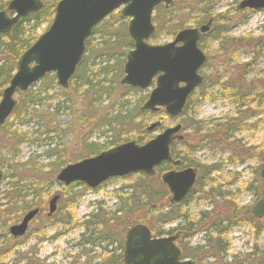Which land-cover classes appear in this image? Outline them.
<instances>
[{
	"label": "trees",
	"instance_id": "16d2710c",
	"mask_svg": "<svg viewBox=\"0 0 264 264\" xmlns=\"http://www.w3.org/2000/svg\"><path fill=\"white\" fill-rule=\"evenodd\" d=\"M9 1L10 0H0V10L7 8ZM42 1H44L42 9L36 13H31L22 17L10 33L0 34V98L2 90L10 82L16 70L19 57L37 40V30L45 23H48V28L53 21L56 6L60 0ZM217 1L218 0H176L174 5L167 8L164 5H159L156 7L153 14L156 32L152 38L156 39L163 33L174 36L179 30L188 27V21L193 18L194 14L198 15L196 25L206 23L210 19H213V24L219 20L227 23L230 21H237L239 23L247 21L251 10H242L237 7L224 14L213 15L211 6ZM239 1L240 0H237L236 2L239 3ZM230 13H232V15H230ZM229 15L230 17H227ZM127 26L128 18L122 16L120 12L118 14H110L96 25L92 35L86 40L85 54L68 88L63 89L58 85L55 74H47L39 81L38 85L35 87L36 89L32 86L25 92L18 91V104L13 112L15 116L18 118L21 114H23V116L29 115L30 118H36L42 121L41 127L44 125V130L41 131L40 134L50 138L51 135L58 130L57 127H50V125H54L57 120L59 121V117L62 114H70L72 120L79 119L80 116L82 120L87 119L83 120L87 122L88 116L93 117L94 110L97 111L100 109L97 103L105 97L108 99L111 98L113 94H116L125 98L131 92H141L142 90L137 87L123 85L120 82L124 75L125 60L123 59H126V54L134 47V41L127 31ZM221 28L222 29H219L217 32H215L214 29L213 33V37L219 40L216 52L220 51V60L214 62L212 55L209 56L208 54V60L205 66L208 68L211 64L213 71L210 75H205L204 83L190 96L180 117L182 118L183 130L191 127L192 135L199 143V147H209L210 145L224 143L229 144L228 146L233 149L241 147V150H239L235 156L242 160L244 156L248 154L252 155L253 152L249 149L243 150L244 146L236 139V141L231 143L228 141L235 137L236 133L240 131L258 128L259 123L256 117L264 112V68L255 75H252L257 62L261 58H264V35L252 36L247 34L235 36L228 33L229 27L226 25H223ZM212 31L213 27L211 29V32ZM97 34L101 36V41L98 44L95 43V35ZM200 47L203 48L202 44ZM244 47L249 48L253 54L247 61L240 62L237 52ZM232 63H234L233 67L228 68V70L218 71V68L229 66ZM96 66H98L99 69L94 71ZM226 73L228 74L227 77L224 76ZM101 76L103 78L99 79ZM216 87L221 90L223 96L227 95L230 102L233 103L235 114L226 117L221 123H216L206 128L205 122L202 119L196 120L189 113L199 100L207 96L206 92L208 89L212 90ZM54 88L59 91V95H55L58 99H54V95H47L48 93L43 95ZM194 94L198 97L193 98ZM48 98L54 100V105L51 104L50 107L51 110L49 108L41 114L37 113L35 108L38 106V103L41 105V103ZM141 98V101H139L135 107L128 106L129 102H123V107L125 108H123V114L120 113L116 117L109 118L108 123L105 118L102 119V121L113 125L112 121L115 120V122L121 126H129L133 118H138L140 115L139 125L137 126V131H139L140 134H138L135 139L140 143L151 139L154 135L145 130L147 125L145 116L146 114L148 116H154L158 113L150 114L152 112L142 110V102L147 97ZM212 99L215 98L213 97ZM159 112L162 114V120L167 119V114L164 109H161ZM254 118L256 120L250 122V120ZM6 125L7 124L1 126L0 131L4 132L5 138L11 144V146L7 145L11 147L9 150L10 156H12L11 158H17L16 156L19 154L18 145L27 140L26 133L12 130L10 124ZM79 126L82 125L79 124ZM189 137L190 134H186L185 139L181 141L180 145L183 148L187 146ZM112 144L116 145L117 141L112 142ZM13 146H17V149L16 147L12 148ZM84 148L87 155L98 154L102 151L100 145L95 141L85 142ZM188 148L190 151L195 149L191 147L189 143ZM60 152L61 150L57 147L49 148L46 152L48 157H59V159L57 157V160L52 163L54 165L50 168L54 175L52 177L53 180L56 179L57 171L66 165L63 163L64 161L62 163L60 161ZM63 154L68 156L66 151ZM81 154L82 153H80V155ZM172 154L174 158H180L183 162H186L187 165H193L198 168L199 178L192 193H199L204 166L189 159L176 144L172 147ZM83 156L74 157V161ZM252 156L263 161L264 148L261 151L255 152V155L253 154ZM11 167L13 169V173L10 175L12 179L10 183L11 189L6 193L5 197L7 206L9 207L3 214L16 213L18 211L25 213L30 208L39 207L40 213L33 222H38L35 232L42 233L40 239L46 236L44 233L45 229L56 226L57 224H61L64 230L66 228H82L78 244L82 253L81 256L84 255L87 258L82 262L75 258L74 262L70 264H123L124 237L130 226L136 223H150L151 217L149 214L156 212H158L157 218L163 224H169L174 219L175 214L173 213V209L176 206L174 207L170 203L167 205L163 204L165 201H168L164 200V198L169 193L166 186L162 183L160 175L162 171L169 167L167 163L161 164L156 169L157 173L153 176L139 173L138 177L134 178V182L128 186L132 191L123 199V205L121 207L109 213L99 208L97 212L91 211L83 221L75 220V210L77 209L79 198L89 189L86 185L77 182V186H82L81 190L78 192L75 191L65 198L61 195L58 211L52 216L45 215L41 217V213L47 209L44 188L48 186L50 182L46 180L44 182L43 180L46 178L44 175H46L47 172L44 171V167L39 165L38 161L34 158H29ZM216 167L218 166L216 165ZM215 171H217V168H208L209 176ZM257 172L259 184L249 182L245 184V187L251 190L254 186L256 195L264 197V182L261 178L260 170ZM26 177L34 178L27 181ZM154 182L158 186L154 185L155 187H153L152 185ZM29 190L30 192L32 191V197L28 200ZM191 197V194H189L186 201L188 202ZM18 203L20 204L19 206H17ZM146 206H150V211L148 210L149 214L143 212ZM165 207L166 210L162 211ZM242 209L238 208L237 205L229 206V213L227 214L229 216H226V221H228V223L224 225L222 231L220 230L217 234L215 239L217 246L214 243V246L206 251V253L208 252L207 254H204L205 251L200 244L192 248L189 246L187 247L188 249L183 248V257H190L196 261L199 254L202 253V256L206 255V258H218L219 256H221V258H226L231 250L226 238L229 227L250 224L256 227V232L262 229L257 219L252 216L250 208L244 207ZM175 217L178 216L175 215ZM195 225L196 224L193 223H185L180 227L185 230V233H189L191 237V232L195 231ZM196 227H198V230L200 229L198 225H196ZM61 234H63L62 231H56L52 238H57ZM26 236L21 238L8 236L6 241L0 244V264H2L1 256L11 251L14 252L16 258L20 259L19 264H40L38 259L35 260V258L27 257L24 253L16 249L23 243ZM117 242L118 245L114 246ZM94 249L96 251L101 250L102 252L99 255L91 256V253L96 252ZM96 258H100V261H96ZM198 264L202 263L198 262ZM211 264L214 263L212 262Z\"/></svg>",
	"mask_w": 264,
	"mask_h": 264
},
{
	"label": "rangeland",
	"instance_id": "374dc122",
	"mask_svg": "<svg viewBox=\"0 0 264 264\" xmlns=\"http://www.w3.org/2000/svg\"><path fill=\"white\" fill-rule=\"evenodd\" d=\"M236 1L237 0H218L215 4H212L211 12L215 16L218 14H224L237 7L238 2ZM114 13L118 14L119 12L116 11ZM230 15H232V13H230ZM230 15L227 17H230ZM197 19L198 15L194 14L193 18L188 21V27H196ZM213 25V31L204 36L199 43L203 46L202 50L209 54V56L212 55L214 62H218L220 60L221 53L220 51L216 52L219 40L213 37L214 29L215 32H217L219 29H222L221 27L223 25H226L229 27L228 33L231 35H264V9L251 11L247 21L244 23H239L237 21H230L227 23L219 20L214 22ZM47 26L48 23L43 24L37 30L36 36L39 37L42 33H44L47 30ZM173 39V35L163 33L156 39L151 37L148 42L153 45H162L173 41ZM100 41L101 36L99 34L95 35V43L98 44ZM252 54L253 52L249 48H241L237 52V55L239 56L238 60L240 62H245L252 56ZM123 60L126 62L125 58ZM233 65L234 63L229 66H222L218 68V71H226L228 68L233 67ZM263 68L264 58H261L254 67L252 75H255ZM98 69L99 67L96 66L94 71H97ZM212 71L213 68L210 64L208 68L204 67L203 73H205V75H210ZM227 75L228 74L226 73L224 76L227 77ZM102 78L103 77L101 76L99 79ZM38 83L39 82L33 85L34 89H36L35 87ZM151 89L152 86L142 90L141 92H131L125 98L116 94H113L111 98L108 99L105 97L97 103V106H99L100 109L97 111L94 110L93 117L88 116L87 122L83 121L87 119L82 120L80 116L79 119L72 120L70 114L64 113L59 117V121L57 120L54 125L49 124L50 127H57L58 129L51 135L50 138L40 134V132L44 130V125L41 127L42 121L36 118H30L29 115L23 116V114H21L17 118L15 113L12 114L6 124H10L12 130H18L26 133L27 140L18 145L19 154L16 156L17 158H11L12 156H10L11 154L9 152L11 147L7 146H11V144L5 138L4 132L0 131V169L3 172L2 183H0V244L5 242L8 238V226L19 222L24 213L18 211L16 213L3 214L9 207L7 206L5 197L6 193H8L11 189L10 183L12 182V179L10 175L13 173L11 166L17 165L19 162H24L29 158H34L38 161L39 165L44 167V171L47 173L44 175L46 178L43 180L44 182L45 180L50 182V184L44 188V197L48 206L50 199L55 194L61 193L62 197L65 198L66 196H70V194L75 191L78 192L82 189V186H77L76 182L65 187L57 179H52L54 175L52 174L50 168L54 165L52 163L57 160L58 156L48 157L46 154L47 150L52 147L60 149V161L61 163L64 161L63 163L67 164V162H74V157L77 156L86 155L80 158L83 159L96 155V153L87 155L84 148L85 142L95 141L100 145L102 148L101 150L103 151L134 139L138 134H140L139 131H137L140 115L138 118H133L129 126H121L117 124L115 120L112 121L113 125H110L107 124L108 120L109 118L116 117L120 113L123 114V102H129L128 106L130 105L131 107H135L139 101H141V97H148ZM206 93L207 96L204 99L199 100L193 110L189 113L196 120L202 119L205 122L206 128L211 127L213 124L221 123L226 117H230L235 114V107L233 103L230 102L227 95H222V92L218 87L212 90L208 89ZM46 94L54 95V99H58L55 95H59V91L54 88L43 95ZM15 97L18 99V93ZM197 97L198 96L196 94L193 95V98ZM213 97L215 99H212ZM146 100L147 98L142 103ZM51 104L54 105V100L48 98L44 100L41 105L38 103V106H36L35 109L37 113L41 114L47 111V109L51 107ZM145 117L147 124L145 127L146 130L151 123L156 120H160L162 114H156L154 116H148L146 114ZM104 118L107 123L102 121ZM256 119L259 123L258 128L240 131L236 133L235 137L231 138L228 142L231 143L238 140L240 144L244 146L243 150L249 149L254 155L255 152L261 151L264 148V112L259 114ZM256 119L254 118L250 120V122ZM181 120V117L177 118V120L167 117V119L161 121V127L155 133L151 134L155 135L156 133L161 132L164 128L172 126L177 122L182 123ZM79 124L82 126H79ZM190 130L191 127L183 130V134H190L188 143L195 149L190 151L188 143L184 148L181 145H178V148L181 149L183 154L189 159H192L197 164L204 166L202 184H200L199 193L195 192L192 194V197L189 198L188 202L183 203V205H179V207L176 206L173 209V213L175 215H179L178 217L183 216L181 219L186 224H197L199 219H201L200 215L202 211H208L209 218L204 221V226H209L217 219V217L224 219L226 224L225 220L227 219L226 216H229L227 215L229 213V206L237 205L240 209L244 207L251 208L256 201L261 199L259 195H256V189L254 186L251 190H249V188L245 187V184L249 182L259 184L257 171L260 170L263 161L252 156L253 154H248L240 160L235 155L239 152V150H241V147L233 149L226 143H224L226 145L219 144L210 145L209 147H199V143L194 139L192 130ZM114 141H117L116 145L112 144ZM15 147L17 149V146H13L12 148ZM65 151L68 156L63 154ZM80 153L82 154L80 155ZM216 165L218 167H216ZM210 167L211 169L217 168V171L209 176L208 168ZM138 175L139 174L136 173L126 177L111 179L102 187L86 190L79 198V203L77 209L75 210V220L83 221L91 211L97 212V209L99 208L109 213L121 207L123 205V199L132 191V189L128 188V186L134 182V178H137ZM32 178L34 177H26V180L29 181ZM154 185L158 186L155 182L152 186L155 187ZM28 193L27 199L29 200L32 197V191L30 192L29 190ZM164 200H168L163 203L164 205L169 204L170 196L167 195ZM19 205L20 204L18 203L17 206ZM149 207L150 206L144 207L143 212L149 214ZM164 210H166V207L162 209V211ZM45 213L46 211L42 212L40 216H45ZM149 215L151 217V222L146 224H149L148 226H150L157 236H167L168 231L171 228V223H161V221L157 218L158 212L151 213ZM258 222L262 227V229L258 232H256V227L250 224L229 227L226 238L231 250L227 257L221 258V256H219L218 258H206V255L202 256L201 253L198 258H196L197 264L198 262H201L202 264H211L212 262L214 264H264V218ZM37 224L38 222L35 221L30 225L28 234H26L27 236L25 235L26 237L23 240V243L16 248L24 253V255L35 258V260L38 259L40 264H70L74 262L75 258L80 262L87 258L84 255L81 256L82 253L78 244L82 228H66L64 230L61 224H57L56 226L45 229L44 233L46 236L40 239L42 237V233L35 232ZM56 231H62L63 234L59 235L57 238H52ZM191 234L192 236L189 244L191 248L203 243V235L202 232L198 230V227L195 226V232H191ZM117 245L118 242L114 244V246ZM94 251L96 250L94 249ZM206 251L204 254L208 253H206ZM101 252V250H97L90 255H99ZM1 258L2 264H19L20 262V259L16 258L14 252L12 251L4 254ZM96 261H100V258H96Z\"/></svg>",
	"mask_w": 264,
	"mask_h": 264
},
{
	"label": "water",
	"instance_id": "95a60500",
	"mask_svg": "<svg viewBox=\"0 0 264 264\" xmlns=\"http://www.w3.org/2000/svg\"><path fill=\"white\" fill-rule=\"evenodd\" d=\"M175 0H60L49 28L24 51L17 63V70L10 83L4 88L0 100V126L11 117L17 106L16 94L27 91L45 75L54 73L58 84L68 88L86 50V40L93 29L111 13L120 10L129 18L127 31L134 41V48L126 54L124 76L121 84L149 88L155 83L142 110L157 112L164 108L169 117L180 115L189 96L204 81L201 68L207 60L198 41L210 29L212 20L200 27L180 30L173 41L162 45L148 42L156 31L153 13L157 6L167 8ZM44 6L42 0H11L6 10L0 11V33H9L20 18L36 13ZM241 9H264V0H241ZM8 11L12 14L9 15ZM161 125L157 120L147 127L154 132ZM182 125L177 123L166 127L144 143L136 139L126 141L107 150L64 166L56 179L65 186L75 182L97 188L115 177L134 173L153 176L163 162L176 167L181 159H174L171 147L174 141H181ZM264 178V161L261 166ZM3 172L0 169V183ZM197 180V170L187 167L181 170L168 169L161 173V181L168 188L170 202L180 203L189 194ZM60 194L49 201L48 216L58 208ZM39 208L29 210L22 221L10 227L14 237H21L28 231ZM251 213L264 217V198L256 202ZM175 236L154 237L144 223L131 226L125 236L124 264H196L194 260H180V249L174 243Z\"/></svg>",
	"mask_w": 264,
	"mask_h": 264
},
{
	"label": "flooded vegetation",
	"instance_id": "af4514ba",
	"mask_svg": "<svg viewBox=\"0 0 264 264\" xmlns=\"http://www.w3.org/2000/svg\"><path fill=\"white\" fill-rule=\"evenodd\" d=\"M174 144H176L177 146L178 145H180V142H175ZM174 159H177V158H174ZM180 159V158H179ZM182 160V159H181ZM182 164H180L179 166H176V167H174V166H172V164L171 163H169V162H167V164L169 165V167L167 168V169H176V170H181V169H184V168H187V167H189V166H191V167H194V168H196V170H197V180H196V184H197V181H198V178H199V171H198V168L196 167V166H193V165H187V163L186 162H181ZM261 178H262V176H261ZM263 179V178H262ZM263 182H264V179H263ZM195 188V187H194ZM191 192V193H190ZM189 193L191 194V196H192V192H193V189H192V191H190ZM188 197V196H187ZM264 197H261V199H263ZM185 200H183V202L181 201L180 203H178V204H176L175 205V203L174 204H172L174 207L175 206H178L179 207V205H183V203H185V202H187L186 201V198H184ZM260 200V199H259ZM258 200V201H259ZM258 201H256V202H258ZM255 202V203H256ZM254 203V204H255ZM253 204V205H254ZM252 205V206H253ZM252 208V207H251ZM177 216H179V215H177ZM252 216L253 217H255L253 214H252ZM183 217V216H182ZM182 217H175V215H174V219L170 222L171 224H170V226H171V228L169 229V236H175L176 237V239L174 240V243L178 246V248L180 249V260H187V259H191V260H193L192 258H190V257H183V250L184 249H186L187 247H189V244H190V239H191V237H190V234L189 233H185V230L182 228V227H180V226H182V224H185L184 222H183V220L181 219ZM200 217H201V219H199V222L196 224V225H198L199 226V231H201L202 232V238H203V243L202 244H200L201 246H202V248L204 249V251H206V249L208 248H210V247H213L214 246V243H215V245L217 246V242H216V237H217V234H218V232H220V230L222 231V229H223V226H224V224H225V222L223 221V219L221 218V217H217V219L215 220V221H213L209 226H204V221L207 219V218H209V213H208V211H202V213H201V215H200ZM0 218H1V214H0ZM180 219V220H179ZM256 219L259 221V220H261V219H259V218H257L256 217ZM22 220V219H21ZM21 220L19 221V222H21ZM226 221V220H225ZM19 222H17V223H19ZM17 223H14V224H17ZM227 223H228V221H226V224L225 225H227ZM194 224V223H193ZM13 224H11L10 226H8V236H11V237H14V236H12L11 235V233H10V227L12 226ZM195 225V226H196ZM203 225V226H202ZM195 232V231H194ZM193 232V233H194ZM153 234H154V236H156L155 235V233L154 232H152ZM214 240H215V242H214ZM184 248V249H183ZM188 249V248H187ZM207 249V250H208Z\"/></svg>",
	"mask_w": 264,
	"mask_h": 264
}]
</instances>
